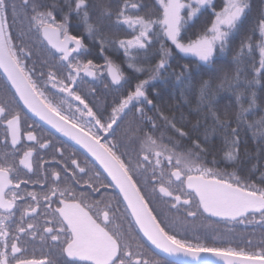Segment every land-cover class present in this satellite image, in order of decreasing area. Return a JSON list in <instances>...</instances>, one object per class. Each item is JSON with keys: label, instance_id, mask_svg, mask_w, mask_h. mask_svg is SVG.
Returning <instances> with one entry per match:
<instances>
[{"label": "snow or ice", "instance_id": "1", "mask_svg": "<svg viewBox=\"0 0 264 264\" xmlns=\"http://www.w3.org/2000/svg\"><path fill=\"white\" fill-rule=\"evenodd\" d=\"M253 10L0 0V264H264V0ZM112 55L147 78L100 104L83 86L123 88ZM199 220L234 235L190 237Z\"/></svg>", "mask_w": 264, "mask_h": 264}, {"label": "flooded vegetation", "instance_id": "2", "mask_svg": "<svg viewBox=\"0 0 264 264\" xmlns=\"http://www.w3.org/2000/svg\"><path fill=\"white\" fill-rule=\"evenodd\" d=\"M107 82H108L107 80H105L103 82L96 81V82L84 85L83 87H84V90L86 92L89 88L95 87L97 89V93L95 96V102L103 104L105 101L106 102L108 101V94L112 91L111 86L107 89L104 87L105 83H107ZM102 94H107V98L105 100L100 97V95H102ZM89 98L92 99L91 96ZM45 127H47V126H45ZM56 137L58 140L66 141V143L68 145H70L71 148L77 147V146H75L74 142L68 141L67 138L60 136V134H58V133L56 134ZM78 151L82 152L83 150L78 149ZM210 223L214 224L213 225L214 227L212 226L213 227L212 230L207 228V227H209ZM216 224H218V226H215ZM233 227H234L233 225H226L224 222L214 223V222H211L208 220H199V221H196L195 224L189 226L188 235L190 237L194 236V235H199L202 238L203 242H207L210 244L216 243L219 245H224V244H227L231 240V239L230 240L227 239V236L229 234L234 235L233 233L229 232V229L233 228ZM235 228H236V234H239L242 231L243 226H235ZM217 230H219L218 233L220 235V238H215L212 236V232L217 231ZM247 234L252 237L254 242H258L261 238V235H262L259 226H256V230L254 232L252 231V228L250 226ZM258 238H259V240H258Z\"/></svg>", "mask_w": 264, "mask_h": 264}, {"label": "trees", "instance_id": "3", "mask_svg": "<svg viewBox=\"0 0 264 264\" xmlns=\"http://www.w3.org/2000/svg\"><path fill=\"white\" fill-rule=\"evenodd\" d=\"M216 2H219V0H216ZM253 4H254V10H253V14L252 15L255 16L256 15L255 9L259 7V0H253ZM254 39L255 40H259L258 33L254 36ZM237 40H238V38H237ZM111 58L113 60H115L117 64H121V66L123 68V71H124V74H125V77H126V83L124 84L123 88L119 89V91L115 90L114 86H111L112 91L108 94V101H107V103H109V104H111V102L118 95L124 93L127 90L132 89L140 80H143V79L147 78L145 74L137 73L134 70L129 69L127 67L126 63H123L122 56L118 57L116 55H112ZM97 62L102 63L103 61L102 60H98ZM145 67H147V65H145ZM153 84H155V88L151 89V90H153V91H155V90H163L165 92V98L167 99V91H168L169 86L167 84H164V83L160 82V81H154ZM173 95L174 96L176 95L175 91H173ZM100 97L105 100L107 98V94H102V95H100ZM169 102L170 103H175V100H172V101H169ZM192 107H195V105L193 104ZM181 111L184 112L185 116H188V110L187 109H181ZM176 114H177V116H179L180 112H177ZM189 118H193V117H189ZM247 147H248V151L250 153H252L253 155H255V152H256V149H257V145L251 139H249V143H248ZM252 162H255V160H253ZM261 164L264 165V160H261ZM221 167H224V165H221ZM227 170L228 171H233L234 169L231 168V167H228ZM213 225H214L213 223H210L209 227H207V228L212 230L213 227H214ZM215 226H218V224H216ZM218 231L219 230L213 231L212 232V236L215 237V238H220V235H219ZM232 237H233V235L229 234L227 236V239L230 240V239H232ZM258 240H259V238H258Z\"/></svg>", "mask_w": 264, "mask_h": 264}, {"label": "water", "instance_id": "4", "mask_svg": "<svg viewBox=\"0 0 264 264\" xmlns=\"http://www.w3.org/2000/svg\"><path fill=\"white\" fill-rule=\"evenodd\" d=\"M161 255H162V256H165L166 254H161ZM168 259H170V260H175V259H177V258H175V257H169ZM181 259H182V258H181ZM209 259L215 261V258L209 257Z\"/></svg>", "mask_w": 264, "mask_h": 264}]
</instances>
